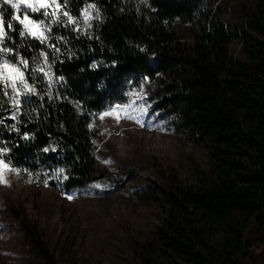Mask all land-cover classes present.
<instances>
[{"label":"trees","instance_id":"16d2710c","mask_svg":"<svg viewBox=\"0 0 264 264\" xmlns=\"http://www.w3.org/2000/svg\"><path fill=\"white\" fill-rule=\"evenodd\" d=\"M212 1L71 0L69 23L58 7L63 0H44L33 15L51 27H41L43 42L20 36L23 25L0 4V47L12 50L0 58L19 68L4 70L7 87L0 78L4 163L62 192L98 179L95 114L125 102L142 78L156 82L150 111L213 148L211 174L197 186L152 192L163 214L138 264H242L241 231L252 222L264 239V0H249L242 23L214 17ZM90 4L96 9L86 18ZM176 21L192 28L187 51L178 47ZM25 229L41 264H56L34 227ZM217 232L220 242L208 240Z\"/></svg>","mask_w":264,"mask_h":264},{"label":"rangeland","instance_id":"374dc122","mask_svg":"<svg viewBox=\"0 0 264 264\" xmlns=\"http://www.w3.org/2000/svg\"><path fill=\"white\" fill-rule=\"evenodd\" d=\"M11 3L13 17L36 20L33 15L44 0ZM250 6L249 0L211 2L214 17L234 23H242ZM28 27L35 36L41 34V27ZM174 29L178 47L187 51L192 28L176 21ZM238 48L232 44L231 56H238ZM155 86V80L142 78L128 90L125 102L96 112L93 150L101 176L85 187L58 191L0 164V179L7 182L0 183V264H41L25 231L32 227L55 254L56 264H138L139 254L155 243L163 214L152 192L169 185L194 187L211 174V145L190 142L149 110L147 96ZM147 193L151 197L143 198ZM241 236L244 246L237 257L242 264H264V239L252 222ZM222 238L217 232L208 240Z\"/></svg>","mask_w":264,"mask_h":264},{"label":"snow or ice","instance_id":"6c2138e0","mask_svg":"<svg viewBox=\"0 0 264 264\" xmlns=\"http://www.w3.org/2000/svg\"><path fill=\"white\" fill-rule=\"evenodd\" d=\"M71 2V0H63V3L61 5H58V7H62L63 9H65L63 11V15L67 18V21L69 23H73L75 22L74 21V17L70 14V11L67 10V7L69 5V3ZM11 3V0H0V4H9ZM43 6V5H42ZM11 7L12 8H18V4L16 3H11ZM28 8H31L32 11H38V8L33 5V4H28L27 5ZM96 9V5L95 4H90L88 6V8H86L82 13L81 15L85 16L86 18L90 15V10H95ZM0 15H2V13H0ZM44 16H49L51 15L52 17H55L56 16V13L53 12V13H48L47 11H45L43 13ZM97 16H99V12L97 11L96 13ZM13 19H19L18 17H14ZM27 21V23H26ZM85 22L87 23V19L85 20ZM19 23L21 25H24V30L23 31H19V35L20 36H24L25 33L27 32L29 35H33L35 36V33H32L30 30H29V24H32L36 27H42L43 30L45 32H50L51 31V27L49 24H45L43 20H30L29 19V16L28 15H25L23 19H19ZM51 23H61L60 20L58 19H53L51 21ZM9 28L12 27L11 23H9ZM4 37H5V33L3 31H0V45H4ZM37 39H41V42L44 41V39H46L45 36L41 35V36H36ZM0 51H7V52H11L12 50L9 49V48H6V47H0ZM19 63L21 64H26L27 62L21 58ZM11 67V70L12 71H19V68H18V65L16 64V62L14 61H8V60H5V59H2L0 58V78H2V82L5 84V86L7 87V78L5 76V69ZM38 69H33V71H37ZM13 87V90H15V84L13 83L12 85ZM14 103H18V101H14ZM115 111V109L113 110ZM107 114V113H106ZM128 118H132L131 116H129ZM0 164H4V162L2 160H0ZM5 167H7V165H4ZM0 183H7L5 180H2L0 179Z\"/></svg>","mask_w":264,"mask_h":264}]
</instances>
